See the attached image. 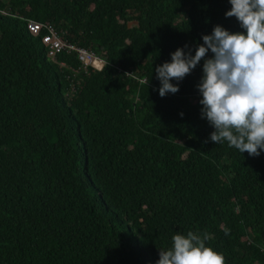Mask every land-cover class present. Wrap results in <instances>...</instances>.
I'll return each mask as SVG.
<instances>
[{
	"label": "trees",
	"instance_id": "1",
	"mask_svg": "<svg viewBox=\"0 0 264 264\" xmlns=\"http://www.w3.org/2000/svg\"><path fill=\"white\" fill-rule=\"evenodd\" d=\"M230 8L0 0V264H156L188 231L206 233L225 264H264V150L210 140L203 59L163 97L155 72L177 48L194 55L215 25L244 31ZM29 21L103 68L80 71L75 53L50 59Z\"/></svg>",
	"mask_w": 264,
	"mask_h": 264
},
{
	"label": "clouds",
	"instance_id": "2",
	"mask_svg": "<svg viewBox=\"0 0 264 264\" xmlns=\"http://www.w3.org/2000/svg\"><path fill=\"white\" fill-rule=\"evenodd\" d=\"M230 4L225 16H235L244 31L215 25L211 34L202 35L194 55L177 48L170 62L155 68L158 91L161 97L178 92L179 85L170 81L182 80L203 59L197 88L201 116L214 129L210 140L259 156L264 150V0H230ZM209 50L213 55L204 59ZM139 83L147 87L149 78ZM223 230L226 235L230 232ZM208 239L206 233H176L171 247L159 249L156 264H225L224 254L208 246Z\"/></svg>",
	"mask_w": 264,
	"mask_h": 264
},
{
	"label": "built area",
	"instance_id": "3",
	"mask_svg": "<svg viewBox=\"0 0 264 264\" xmlns=\"http://www.w3.org/2000/svg\"><path fill=\"white\" fill-rule=\"evenodd\" d=\"M26 28L32 37H38L42 31H45V34L41 37V43L46 48L47 55L50 59H55V57L61 53H75L81 64V69L84 72L87 73L89 69L100 71L103 68L104 61L100 60L92 52L77 48L74 45L61 40L53 25L49 23L41 24L29 21ZM60 66L63 67L64 65L61 64Z\"/></svg>",
	"mask_w": 264,
	"mask_h": 264
},
{
	"label": "bare ground",
	"instance_id": "4",
	"mask_svg": "<svg viewBox=\"0 0 264 264\" xmlns=\"http://www.w3.org/2000/svg\"><path fill=\"white\" fill-rule=\"evenodd\" d=\"M80 71H82V69ZM87 72H89V71H87Z\"/></svg>",
	"mask_w": 264,
	"mask_h": 264
}]
</instances>
